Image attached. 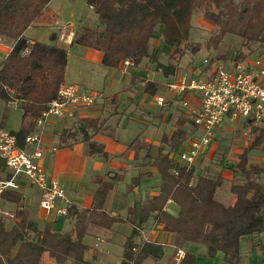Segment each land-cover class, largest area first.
<instances>
[{"label":"trees","instance_id":"obj_1","mask_svg":"<svg viewBox=\"0 0 264 264\" xmlns=\"http://www.w3.org/2000/svg\"><path fill=\"white\" fill-rule=\"evenodd\" d=\"M49 2L0 0V38L12 41L9 52L0 61V101L4 104L18 102L21 123L18 130L11 133L20 148H24V139L33 132L35 120L56 96L65 79L68 53L59 43L57 32L50 33L48 42L24 36L28 27L55 22L57 16L49 9ZM86 5L95 15V23L78 27L71 45L100 51L101 65L107 69H118L125 60L137 66L149 57L150 39L156 27H160L161 45L171 49L168 59L174 61L175 57H181L195 14H199L203 23L215 28V34L207 42L208 48L215 49L225 34H233L242 40L234 61L264 51V0H86ZM190 51L197 53V45L191 46ZM217 60L224 61V57L218 54L210 57L204 69H209ZM155 67L160 68L164 76L173 74L176 69L171 61ZM139 81L143 82L144 92L157 93L156 83ZM131 82H138V78L132 77ZM103 123L104 120L99 122L98 118H77L73 130H64L60 138L80 135V140L87 143L88 155L106 156L104 145L92 140V133L98 132ZM189 123L192 124L189 116L179 114L174 122V135H162L155 157L151 155L154 147L140 137L128 145L136 152L145 149V158H149L160 177L158 194L140 205L142 221L155 213L154 219L163 225V230L176 235L178 246L185 242L203 244L209 257L221 253L223 264H238L241 238L264 231V183L259 181L264 167L249 163L251 151L264 152V126L249 127V144L230 167L233 172H241L243 182L230 186L235 201L225 206L214 197L223 180L221 173L196 176L193 165L189 168L177 165L170 156L172 149L188 137ZM0 164L5 170L3 177H9L3 161L0 160ZM141 177H134L126 191L136 186ZM120 179L114 174L107 180L95 178L97 187L91 208L78 211L72 205L68 207L67 214L72 213L75 219L73 234L55 231L50 223L39 229L21 206L13 213L15 221L11 227L0 217V264H44V253L57 264H90L83 257L86 246L82 238L88 224L107 228L119 220L109 216L103 205L114 182ZM0 199L18 205L23 195L5 191ZM168 201L178 206L176 215L164 209ZM137 211V203L127 209L126 219L130 223H135ZM162 253L163 246L159 243L144 242L134 246L132 239H128L124 243L121 264H142L147 257L158 259ZM193 260L192 255L185 254L177 264L188 261L193 264Z\"/></svg>","mask_w":264,"mask_h":264},{"label":"crops","instance_id":"obj_2","mask_svg":"<svg viewBox=\"0 0 264 264\" xmlns=\"http://www.w3.org/2000/svg\"><path fill=\"white\" fill-rule=\"evenodd\" d=\"M51 28L56 32L53 24ZM156 28L157 33H154L152 38L155 37V39L158 40V47L162 51L164 49H170L161 45L159 35L160 27ZM0 40H2V38H0ZM71 40L72 37L67 36L66 43L69 46H71ZM7 41L10 43V47L1 49V52L4 50V55L1 57L0 61L7 55L11 48L12 41ZM82 49L81 54L83 55L82 59H80L81 63L87 62L101 64L102 53L100 51L84 46ZM164 51L169 54L171 49L169 51ZM257 53H260V51H256L252 54L256 55ZM252 58L251 55H247L244 60L249 61ZM170 61L176 65V69L173 74L168 76H164L160 68H154V62L151 67H148L146 65L148 60L147 62L141 61L137 66L132 65L125 67L120 65L118 69H106L104 76L100 79V82H98V84H100L98 86L101 88L97 87L96 89V91L101 93L102 97L97 100L93 106L81 109L75 115L74 119H52L42 128L41 141L39 143L40 148L43 150V156L41 159L42 165L49 177L55 178L59 181L67 198L70 200L72 207L76 210L82 211L91 208L93 194L97 187L94 182L95 178L107 180L108 177L114 173H118L122 176V179L114 182V186L108 192L103 205V210L109 216L119 218V220L113 222L107 228L88 224L82 238V242L86 246L83 257L90 264H121L124 243L128 239H132L134 246H140L144 242L159 243L163 246L161 257L158 259L147 257L142 264H165L169 260L174 264H177L186 254L182 249L184 243L179 244L178 246L176 235L163 230V225L154 219L155 213L142 221L140 205L148 198L158 194L160 177L157 174L156 169L149 163V158H145V149L136 152L133 149L128 148V145L136 137H140L145 143L154 147L151 155L152 157H155L157 154L156 147L161 143L160 140L162 135L166 134L168 137H172L175 133L174 122L177 116L181 113L186 114L181 108L182 100L185 99L191 103H197L199 100V95L195 91L187 90L183 93H176L170 92L167 89V84L176 82L180 79L177 77L181 71L180 68H177L179 65L176 60ZM141 64L142 66L140 67ZM66 74L67 67L64 82L76 84L82 89L91 90L85 87V85L83 86L79 83L83 82L80 76L76 77L77 81L68 82ZM159 76L160 78H158ZM132 77L138 78V82L132 84ZM115 78H119L120 83L117 82ZM139 80L156 83L158 85L157 93L151 95L149 92H144L143 82ZM84 82L90 86L94 81L92 82L91 78H86ZM114 95H116V108L113 109L114 112L111 110L113 113H108L109 107L105 104L104 98L112 97ZM157 96H162L164 98V103L162 105L157 104L155 100ZM0 103L3 107L1 120L4 119L5 115L10 110L20 111L18 127L7 131L11 132L18 130L22 115L18 102L11 101L8 104H4L0 101ZM84 117L104 119V125L101 126L100 130L92 133V140L104 145L106 156L88 155L87 143L80 139L68 141L67 139L60 138V135L64 130H73V125L77 118ZM125 117H127V119H124ZM126 120L128 121L127 124L125 123ZM242 121L245 124L242 119L232 121L226 118L224 123L217 128L214 139L216 140L217 138H220V140H222L221 138H225L222 134L224 131H227L229 126L235 128L236 124ZM130 123L136 125L134 132L132 133L133 135L121 139L119 136V130L124 129L125 126H129ZM246 127L249 128L246 124L244 128L243 125H240L239 127V130H244V140L242 142L243 145H240L241 149L237 150L238 153H241L242 149L249 144V133L246 131ZM0 128L4 129L1 126ZM187 132L188 137L183 143L176 146L170 152V156L177 162V165H179L177 160L180 150L195 133L193 124H188ZM218 145L219 141H216L215 143L212 142L208 147L209 151L214 148L217 149ZM24 148L30 150L32 146L26 144L24 145ZM209 151H207V154ZM202 155H200L193 164L196 176L200 174L198 163L201 161V158H203ZM249 157L253 159V157L259 156H251V154H249ZM225 167L222 168V166H219L213 176L221 173L224 180L227 175L226 172H228ZM0 175H5V170L1 164ZM138 175L142 176L138 184L129 192H126L125 188L130 185L132 179ZM230 176H233V173H231ZM222 185L223 183H221L220 186ZM219 188L215 193V199L225 206L232 205L235 201V197H228V195H226L229 193L226 191L230 188V185L223 190V194H220L221 197L218 199ZM20 193L23 195V199L18 205L12 203L14 207L10 206V202L0 199V216L5 219L8 228L11 227L15 221L12 217L14 211L21 206L22 209L28 212L29 218L37 223L39 229H42L45 224L50 223L55 231L68 232L71 234L74 233L75 219L72 213H69L66 216H57L54 213L50 215L46 214L39 204V191L26 184V182L21 186ZM135 203L138 204V211L135 223L133 224L126 219V214L127 209ZM59 204H61V202ZM164 209L168 213L171 212L174 214L177 213L178 206L172 201H168L165 204ZM253 236V243L261 245L260 235L256 234ZM263 246L264 244H262V247ZM167 247L170 248V252L165 254L164 248ZM208 258L211 257L208 256ZM43 263L57 264L47 253H44L43 255ZM129 264H133V262H130ZM187 264H190V261H188ZM220 264H223L222 260H220Z\"/></svg>","mask_w":264,"mask_h":264},{"label":"built area","instance_id":"obj_3","mask_svg":"<svg viewBox=\"0 0 264 264\" xmlns=\"http://www.w3.org/2000/svg\"><path fill=\"white\" fill-rule=\"evenodd\" d=\"M208 63L209 58H205L204 67ZM122 66L129 67L132 63L125 60ZM167 89L176 93L191 90L199 95L197 103L185 99L181 102L195 133L180 150L177 161L180 166L189 168L204 154L226 118L232 121L242 119L249 127L264 126V51L249 61L217 60L202 77L198 74L189 78L183 76L167 84ZM101 97L100 92L82 89L76 84H60L56 96L35 120L33 132L24 139L25 145L32 146L30 150L20 148L16 136L0 128V160L10 174L9 177H0V198L5 191L20 192L26 182L39 191V204L46 214L66 216L71 202L59 181L49 177L41 162L43 150L39 143L42 128L52 119H74L81 109L93 106ZM155 100L158 105L164 103L162 96Z\"/></svg>","mask_w":264,"mask_h":264},{"label":"rangeland","instance_id":"obj_4","mask_svg":"<svg viewBox=\"0 0 264 264\" xmlns=\"http://www.w3.org/2000/svg\"><path fill=\"white\" fill-rule=\"evenodd\" d=\"M48 5L51 12L57 14H55L57 16V20H55L53 26L55 27L56 32H58L59 34V43L65 45V47L67 48V81H77V76H80L83 82L86 80V78H91L92 82H94L90 86L85 84V82L79 83H81L83 86L85 85V87H87L88 89L96 91L97 87H99L98 85H100L98 84V82H100V79H102V77L104 76L105 70L107 68L102 66L100 63H81L80 59H82L83 55L81 54L83 46H80L78 44H72L71 46H69L66 43L67 36H71L73 38V35L77 31L78 27L82 25H93L95 23V15L93 11L86 5V0H50ZM191 26L192 27L189 33L190 37L187 43L183 44L182 46L184 49V55H182L181 57H175L174 59L180 66H178L177 68H180L181 70L177 78H181L183 76L189 78L191 75L194 76L195 74H198V76L202 77L204 74H207V70L204 69L203 60L205 58L216 56L217 54L223 56L224 60L226 61H233V58L238 53V50L240 48L242 41L241 38L233 34H225L222 41L215 49L208 48L207 42L209 38L215 34V28L203 23L199 14H195L192 17ZM51 27L52 24L31 26L25 30L24 34L29 40L48 42L49 35L53 31V28ZM157 41L158 40H156L155 37L150 40L151 54L148 58L142 60L143 62H147L148 60L146 64L148 67H151L153 62V67L155 68V66H161L163 64H167L170 61L167 57V53L164 51H169L170 49H164L162 51L158 47L159 43ZM188 44H190L191 46L197 45V53L191 52V46H189ZM9 47L10 43L6 39L0 40V59L4 55V50H2L1 52V49H6ZM244 51L246 52L245 49ZM254 56L255 54H251V57ZM141 66L142 64L140 65V67ZM158 78H160V76ZM115 79L120 83L119 78ZM131 83L134 84V82ZM115 97L116 95L106 98L103 97L105 100V104H107L109 107L108 113L111 112V110L114 112L113 109L116 108ZM2 111L3 107L0 103V126L6 130L18 127L20 111L10 110L5 115L4 119L1 120ZM124 119H127V117H125ZM101 120L104 119L99 118V122H101ZM127 122L128 121L126 120L125 123L127 124ZM240 125H243V128L245 127L243 121L239 122L236 124L235 128L229 126L230 129L228 128L227 131L223 132L222 136H224L225 138H221L222 140H220V138H217L216 140L214 139L212 141L214 143L216 141H219L218 148H214L213 150L211 149L209 151L208 146L206 148V150L209 151L208 154L205 150L204 154L202 155L203 158H201V161L198 163V168L200 174L202 175L208 174L213 176L219 166H226L225 169H227L228 172H226V178L222 180L223 185L219 188L218 199L219 197H221L220 194H223V190L226 189L227 186H231L233 183L238 184L243 182V175L241 174V172L239 170L233 172L230 169V167L234 166L238 160L237 155L239 153L237 152V150L241 149L240 145H243L242 142L244 140V130H239ZM135 126V124L130 123L129 126H125L124 129H120V138L125 139L126 137H130L131 135H133L132 133L134 132ZM245 129L248 133L250 132V128L246 127ZM66 132L71 131L70 129H67ZM73 139H80V135H77V137L74 136L71 138H67L68 141ZM250 154L251 156L258 155L259 157H253V159L249 157V163L264 167V152L254 150L251 151ZM231 173H233V176H230ZM114 175L115 177L120 179V174L114 173ZM1 176L2 175H0V177ZM259 181L264 183V173L259 176ZM226 192H229L226 194L228 195V197H234L229 189ZM10 206L14 207L12 203H10ZM171 214L175 215L176 213ZM259 235L261 237V245L253 243L254 236H246L241 238L239 243V252L241 258L238 264H264V246L262 247V244H264V231ZM182 249L186 252V254L192 255L194 257L193 264H220V260H222L223 257L221 253H217L214 258H208L206 246L199 243L185 242L182 246ZM169 252L170 248H164L165 254ZM170 263L174 264L171 260H169L165 264Z\"/></svg>","mask_w":264,"mask_h":264}]
</instances>
